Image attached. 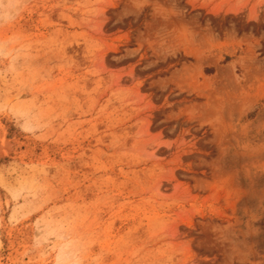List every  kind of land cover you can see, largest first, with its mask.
I'll use <instances>...</instances> for the list:
<instances>
[{
	"label": "rangeland",
	"instance_id": "rangeland-1",
	"mask_svg": "<svg viewBox=\"0 0 264 264\" xmlns=\"http://www.w3.org/2000/svg\"><path fill=\"white\" fill-rule=\"evenodd\" d=\"M0 264H264V0H0Z\"/></svg>",
	"mask_w": 264,
	"mask_h": 264
}]
</instances>
